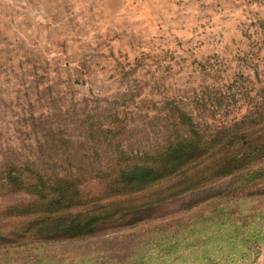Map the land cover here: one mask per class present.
Listing matches in <instances>:
<instances>
[{"label":"rangeland","instance_id":"obj_1","mask_svg":"<svg viewBox=\"0 0 264 264\" xmlns=\"http://www.w3.org/2000/svg\"><path fill=\"white\" fill-rule=\"evenodd\" d=\"M262 88L264 0H0V165L105 168L161 142L166 100L194 109L218 92L202 115L218 125L250 113ZM255 167L82 238L14 246L20 224L0 219V264H258L264 182L240 181Z\"/></svg>","mask_w":264,"mask_h":264},{"label":"trees","instance_id":"obj_2","mask_svg":"<svg viewBox=\"0 0 264 264\" xmlns=\"http://www.w3.org/2000/svg\"><path fill=\"white\" fill-rule=\"evenodd\" d=\"M202 94L204 100L195 110L166 100L165 111L158 115L163 121L161 142L151 151L108 156L111 164L105 168L76 172L3 162L0 197L24 195L0 205V219H15L21 226L11 233L14 239L6 241L20 246L21 239L33 236L37 240L82 238L124 217H130L128 223L137 222L147 214L142 207L253 165L240 181L264 182V88L250 113L218 125L203 121L202 115L211 107L218 111L222 95L209 90ZM86 187L90 190L84 191ZM139 197L147 199L132 204Z\"/></svg>","mask_w":264,"mask_h":264},{"label":"crops","instance_id":"obj_3","mask_svg":"<svg viewBox=\"0 0 264 264\" xmlns=\"http://www.w3.org/2000/svg\"><path fill=\"white\" fill-rule=\"evenodd\" d=\"M258 264H264V260H262V258H260Z\"/></svg>","mask_w":264,"mask_h":264}]
</instances>
